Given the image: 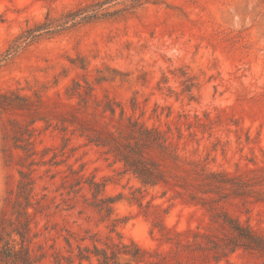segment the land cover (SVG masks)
<instances>
[{"label": "rangeland", "instance_id": "1", "mask_svg": "<svg viewBox=\"0 0 264 264\" xmlns=\"http://www.w3.org/2000/svg\"><path fill=\"white\" fill-rule=\"evenodd\" d=\"M131 243L264 264V0H0V264Z\"/></svg>", "mask_w": 264, "mask_h": 264}, {"label": "trees", "instance_id": "2", "mask_svg": "<svg viewBox=\"0 0 264 264\" xmlns=\"http://www.w3.org/2000/svg\"><path fill=\"white\" fill-rule=\"evenodd\" d=\"M104 3H97L94 6L99 8ZM90 7V6H89ZM96 8V9H97ZM108 15L98 13L97 10H91L90 12L85 9H80L78 11H69L65 16H63V21L57 22L58 20H52L47 15L45 18V22L37 24L34 28H29L21 35L18 39L19 42L16 44L15 49L21 48L22 45L27 44L35 40L42 32L50 33L53 31L64 30L67 28L68 23L77 24L80 22H89L95 19H98L100 16ZM61 19V20H62ZM122 161L126 168H129L140 180L143 185H154L156 181L157 173H155L152 169L142 164L138 158H132L126 156H122ZM18 233V232H17ZM21 241H25V237L23 234L18 233ZM250 236L247 237V239ZM132 248L130 249L127 245H114L111 250L99 249L94 246L93 250H89L88 248L80 249L79 254L76 256L78 259V264H140L144 262V251L138 248L135 244L131 243ZM7 252V256L16 255V251L13 247L7 246L5 247ZM19 252V251H18ZM19 254V253H18ZM28 258L23 257L22 262L26 264ZM61 264V263H58ZM68 264H74L73 260L68 258Z\"/></svg>", "mask_w": 264, "mask_h": 264}]
</instances>
